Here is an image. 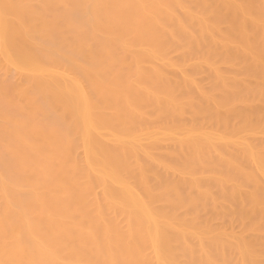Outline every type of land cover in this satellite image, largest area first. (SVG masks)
Masks as SVG:
<instances>
[{
	"label": "bare ground",
	"instance_id": "6f19581e",
	"mask_svg": "<svg viewBox=\"0 0 264 264\" xmlns=\"http://www.w3.org/2000/svg\"><path fill=\"white\" fill-rule=\"evenodd\" d=\"M0 264H264V0H0Z\"/></svg>",
	"mask_w": 264,
	"mask_h": 264
}]
</instances>
